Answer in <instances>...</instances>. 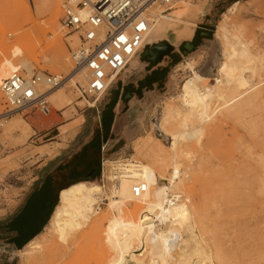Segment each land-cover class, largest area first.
Wrapping results in <instances>:
<instances>
[{
    "label": "rangeland",
    "instance_id": "rangeland-1",
    "mask_svg": "<svg viewBox=\"0 0 264 264\" xmlns=\"http://www.w3.org/2000/svg\"><path fill=\"white\" fill-rule=\"evenodd\" d=\"M26 1L29 11L21 12L19 16L15 12V28L7 27L12 22L8 24V20L4 19L12 16L14 10H0V24L4 26V31H0V58L4 56L5 44L10 45L19 35L26 40L39 36L43 46L52 40L51 32L46 31L42 36L39 31L43 26L47 27L48 19L47 14H37L40 0ZM63 1L60 2V28L57 32L61 35L69 60L54 67L40 60L33 63L34 72L67 75V72L72 71L71 50L77 45L72 46L70 42V36L75 33L62 24ZM184 2L179 5L198 3L212 6L207 7L209 9L204 10L205 15L195 22L194 36L188 40L192 44L190 49L186 50L184 43L177 44L170 46L171 50L162 55L164 60L160 58L161 60L155 62L139 61L136 66L129 63L96 107H89L91 100L82 97L73 82H67L60 90L68 94L71 101L69 106L58 110L50 96L48 99L52 110L49 115L33 112L12 113L4 125H7L9 120L22 121L20 128L13 133L3 134L0 124V216L10 217L25 208L29 198L38 192L47 179L55 181L51 172L67 156L74 155L76 159L80 158L79 153V156L85 157V161L88 158L93 166V173L83 176L80 181L89 180L103 185V160L123 161L126 158H139L135 146L149 139L162 147L169 146L171 139L159 133L156 124L163 115L166 103L178 100L181 85L187 77L197 73L209 78L202 82L203 85L209 84L207 87H212L215 78L220 77V65L227 59L223 53L227 48L231 49L230 52H235L234 59L243 65L249 64L246 54H243L244 49H249L252 53H264V0ZM164 8L156 4L150 8L149 14L153 18L151 11L161 13ZM181 23L183 22H177L176 26ZM233 24H238L235 26L237 29ZM222 25L227 28L226 32L230 29L229 33H225L226 36L223 35L224 31L221 32ZM236 30H241L242 35ZM200 33L206 35L201 36ZM237 34L241 36L240 38L238 35L242 41H238ZM164 36L162 39L150 38L147 46L163 40H173L169 33ZM223 37L229 38V42ZM230 39H237L234 40L237 45ZM224 41L232 47L225 45ZM237 41L241 44L238 45ZM138 58L141 59L140 56ZM187 61H191L193 68L186 65ZM20 71L30 76L26 68H21ZM249 71L246 70L245 74L251 80L252 73ZM253 78L255 82L264 79V70L257 72ZM80 79L83 80L82 76L78 75L75 82ZM258 90L263 92V96L258 100L231 117H226L221 112L216 113L201 123L204 132L200 140L193 138L183 145V148L190 152L188 156L181 158L182 168L188 179L184 184H179V189L176 190L180 191L182 198H188L190 203L201 205L204 216L213 226L211 235H208L226 251L228 264H239V224L243 217L252 216L254 160L258 153L264 151V80ZM210 103L208 108L212 111L219 104V99L215 97ZM5 111L2 94L0 114ZM196 122L195 124L198 123ZM100 200L96 214L82 226L84 229L80 228L76 230L77 233L74 232L75 235H69L68 243H62L57 233L50 238L52 234L42 230L40 233L45 232L44 235L49 237L39 236L38 240L44 242L40 244V249L33 250V253L30 251L28 255H32L26 258L27 253L24 255L23 251L28 242L21 241L15 244V254L10 255L11 250H8L0 256V264H108L115 254L106 241L107 196ZM133 205L134 202H131L129 208ZM145 209L141 203L138 217H141ZM143 250V247L133 249L136 254ZM143 258L145 264H154L146 253Z\"/></svg>",
    "mask_w": 264,
    "mask_h": 264
},
{
    "label": "bare ground",
    "instance_id": "bare-ground-1",
    "mask_svg": "<svg viewBox=\"0 0 264 264\" xmlns=\"http://www.w3.org/2000/svg\"><path fill=\"white\" fill-rule=\"evenodd\" d=\"M61 1L40 0L36 10L38 15H48L47 27L43 26L45 28L42 27L39 31H41L42 36L46 31L51 32L52 40L50 39L43 46L39 36L26 40L19 35L10 45L5 44L4 56L0 58V86L6 77L16 70H21V68H26L29 75L33 74L35 71L33 63H38L40 60L46 61L52 67L61 66L69 60L61 35L57 32L60 28ZM184 1L176 0L170 15L151 11L153 18L150 16L149 32L142 47L138 49L132 59L136 58L149 44L150 38H161L168 29L174 28L178 39L191 36L193 31H191V24L183 20L185 8L179 5ZM233 6L235 5L233 4ZM4 8L14 10L11 18H4L8 20H5L8 24L12 22L7 26L10 28H15V12L19 16L21 12L29 11L26 0H0V10ZM196 9L192 10L191 14H196ZM177 22H184L185 27L176 29ZM221 27L223 28H221V32L224 31L223 35L226 36L225 33L230 29L226 32L225 25ZM0 31H4V26L1 24ZM240 31L238 33L242 35L243 28L242 32ZM239 34L236 38L238 41H242ZM220 38L222 40L221 36ZM228 39L227 42H229ZM237 39L230 40L235 43L234 40ZM226 41L224 42L226 43ZM238 41L237 43L240 45L241 43ZM70 42L72 46L78 44L77 34L70 36ZM220 43L222 44V41ZM168 45L172 46L168 42H159L150 48H146L141 57L148 56L149 60L155 62L162 57L160 55L162 46H165L167 51L171 50ZM227 46L232 47L230 43ZM191 47L190 41H186L184 48L187 50ZM234 48L236 49V47ZM226 50L223 53L227 55H225L227 59L220 65L218 71L220 77L215 78V84L212 87H207L209 84L207 86L202 84L209 78L194 73L187 77L181 85L178 100L166 103L164 106L163 115L156 125L159 133L171 139L169 146L162 147L158 143H153L151 139L142 141L141 144L135 146L139 158H126L123 161L105 160V185L81 181L61 190L59 202L44 229L49 235L52 234L50 238L57 233L60 241H63L62 243L67 242L70 234L77 233L76 230L91 220L97 212L100 199L107 196L108 216H104L108 220L105 230L106 241L115 254L108 264H145L143 258L145 253L150 262L154 264H156V260L158 261L157 264L229 263L226 251L220 245L218 246L217 242L212 241L213 238L208 235L209 233L211 235L213 226L204 216L201 205L190 203L188 198H182L180 191L176 190L179 189V184H184L188 179L182 168L181 158L184 155L188 156L190 152L183 148L184 142L193 138L200 140V136L204 132V127L200 126L201 123L209 120L218 112L224 113L226 117L237 115L243 111L242 109L263 96V92L257 91V88L264 79L261 78L255 82L253 77L256 76L257 72L264 70V53H252L251 50L244 49L243 54H246L249 64L243 65L234 59V51L230 52L231 49L229 48ZM190 62L187 61L186 65L193 68L194 65ZM251 62L254 64H250ZM246 70H250L249 73H252V76L250 75L251 80L246 77ZM77 76L70 75L72 78L70 82L75 81ZM61 88L58 89L59 91L56 90L57 92L50 94L51 100L58 110L71 104L68 94L63 90L61 91ZM215 97L219 99V104L211 111L208 108L209 103ZM210 106L213 108L212 104ZM0 120L3 134L13 133L18 129L19 124H22L20 120H9V123L4 125L3 123L8 122V119L1 114ZM254 163L253 212L251 217L248 216L250 218L243 217L239 224V264H264V151L255 156ZM137 183H145L147 186L145 192L138 197L134 196L132 191L134 184ZM168 188L180 193L173 205H166V198L168 199V197H166L165 192ZM131 202H134V205L129 208ZM141 203L147 212L156 217L152 220L153 222L144 221L143 215L138 217L137 213ZM156 220L157 222H154ZM44 233L42 232L26 245L23 251L24 255L27 253L26 258L32 255H28L30 251L33 253V250L41 248L40 244H44L43 240H38L39 236L49 237ZM135 247H143L144 250L136 254L133 251Z\"/></svg>",
    "mask_w": 264,
    "mask_h": 264
},
{
    "label": "built area",
    "instance_id": "built-area-1",
    "mask_svg": "<svg viewBox=\"0 0 264 264\" xmlns=\"http://www.w3.org/2000/svg\"><path fill=\"white\" fill-rule=\"evenodd\" d=\"M175 3L176 0H64L62 24L78 34V44L71 50L72 71L67 75L37 71L30 76L20 70L12 72L1 82L6 106L1 115L31 112L49 115L50 94L72 81L70 75L82 76V81H73L74 86L82 97L91 100L89 107H96L142 47L149 32L150 8L159 4L165 7L161 13L170 15ZM101 169L105 185L104 160ZM146 189L145 183H137L132 191L138 197ZM165 195L166 205H173L180 193L168 188ZM142 215L144 221L153 222L156 218L147 211Z\"/></svg>",
    "mask_w": 264,
    "mask_h": 264
},
{
    "label": "crops",
    "instance_id": "crops-1",
    "mask_svg": "<svg viewBox=\"0 0 264 264\" xmlns=\"http://www.w3.org/2000/svg\"><path fill=\"white\" fill-rule=\"evenodd\" d=\"M181 7L185 8V13L183 15L184 21L191 24V31L193 30L191 32V36L188 38L178 39L175 29L171 28L166 31L164 37H166L167 33H169L171 34L173 40H163L160 42H168L172 46L183 43L185 44L186 41L190 40L192 36H194L195 22L205 15L206 12L204 10L209 9L212 6L194 3L190 5H181ZM194 7L197 8L196 14H191V11L195 10ZM183 26L185 27L184 22L178 24L176 29H183ZM200 35L203 36L206 34L200 33ZM148 47L149 46H146L138 55L141 59L137 56L131 60L130 65L136 66L139 61L149 60L148 58L141 57L144 50ZM161 59L164 60L165 57L162 56ZM78 157L80 158L75 159L74 155L67 156L63 161L57 164L53 172H51V175L55 177V181L47 179L38 192L29 198L28 205L18 214L15 215L14 213L10 217L4 215L0 216V256L3 253H7L8 250H11L10 255L15 254V244H19L21 241L29 243L33 238L41 234L40 232L48 225L59 202V194L61 190L81 181H89H80V179L83 176L93 173V166L91 162L88 161V158L85 161V157L79 156V153Z\"/></svg>",
    "mask_w": 264,
    "mask_h": 264
},
{
    "label": "water",
    "instance_id": "water-1",
    "mask_svg": "<svg viewBox=\"0 0 264 264\" xmlns=\"http://www.w3.org/2000/svg\"><path fill=\"white\" fill-rule=\"evenodd\" d=\"M168 48H171V47L168 45ZM166 51H167V49L165 48V46H162V48L160 49V55L165 54Z\"/></svg>",
    "mask_w": 264,
    "mask_h": 264
},
{
    "label": "flooded vegetation",
    "instance_id": "flooded-vegetation-1",
    "mask_svg": "<svg viewBox=\"0 0 264 264\" xmlns=\"http://www.w3.org/2000/svg\"><path fill=\"white\" fill-rule=\"evenodd\" d=\"M153 45H150L148 48L152 47ZM145 58H148V56H146Z\"/></svg>",
    "mask_w": 264,
    "mask_h": 264
}]
</instances>
